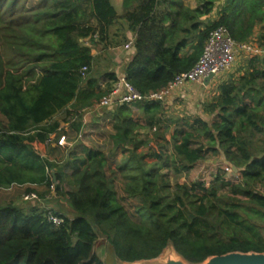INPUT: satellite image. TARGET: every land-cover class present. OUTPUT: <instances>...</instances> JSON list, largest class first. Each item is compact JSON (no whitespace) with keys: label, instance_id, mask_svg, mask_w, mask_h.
<instances>
[{"label":"trees","instance_id":"16d2710c","mask_svg":"<svg viewBox=\"0 0 264 264\" xmlns=\"http://www.w3.org/2000/svg\"><path fill=\"white\" fill-rule=\"evenodd\" d=\"M135 1L134 9L118 15L110 0H40L34 5L0 0V189L18 185L26 193L36 191L35 186L49 191V169L56 196L73 210H53L63 217L54 225L32 202L28 207L0 205V264H106L94 251L99 235L125 262L157 257L168 245L192 264L230 251L264 252V193L257 189L264 184V53L248 59L247 71L236 82L219 84L218 94L207 104L211 120H183L171 142L153 151H137L145 141L132 137L129 106L114 107L109 138L113 148L127 152L116 166L123 183L120 198L102 150L82 146L81 157L64 163L40 155L37 145L57 129L58 122L49 120L58 111L69 105L66 115L81 114L116 80L113 71L99 77L97 70L91 71L93 56L83 41L95 33L103 41L119 17L135 33L134 53L123 74L141 93L164 87L176 73L191 68L212 28L225 25L242 41L264 20V0H227L218 18L204 28L191 23L189 36L195 42L191 52L180 55L187 44V34L175 40L182 22L174 19L164 25L165 17L154 14L158 0ZM214 1L204 0L203 11L208 13ZM258 42L264 46V27ZM82 66L90 67L84 78ZM103 77L104 90L99 87ZM133 104L149 128L157 126L156 137L163 138L158 126L163 104ZM72 127L79 130L81 119ZM218 152L241 169V180L218 173L209 186L200 180L178 181L209 153ZM65 180L71 189L61 188ZM237 195L256 209L259 222L239 213L243 200Z\"/></svg>","mask_w":264,"mask_h":264},{"label":"rangeland","instance_id":"374dc122","mask_svg":"<svg viewBox=\"0 0 264 264\" xmlns=\"http://www.w3.org/2000/svg\"><path fill=\"white\" fill-rule=\"evenodd\" d=\"M226 4L227 0H222L220 4L221 8ZM220 10L221 9L218 10V14ZM261 31L262 29H260V31L258 30V35L256 34V37L254 38L259 39V33ZM256 43H258L257 40ZM246 60L248 59L236 60L231 68H229L227 71L222 72L221 74H224V78H230V72H234L232 75H235L237 69H239L243 64H246ZM96 70L97 68L91 66L92 72ZM97 72V76L99 77L102 72L100 70H97ZM99 87L104 90L106 86L102 87L99 84ZM214 95L215 87L213 89H206L200 85V82L187 83L185 87L183 86L180 90L173 93L167 99V101L164 102L162 113L159 114L161 122L158 126H161L160 129L163 132V138L156 137L155 133L157 131V126H155L156 131H151L150 129L152 126L149 128L146 124L147 118L141 116L138 108L134 104H131L129 108L131 110V117L134 122L132 137L137 140L145 141V145L139 147L137 151L140 153L143 151L149 152L157 149L158 144L162 145L166 142L170 143V136L172 135L174 129L179 125L184 124L183 120L185 119L188 122H191L194 118H196V116H201L206 120H211L212 115L210 112H208L209 110H207V104L211 102ZM99 98L95 99L90 105L81 109L80 113H83L84 116H86V125L83 129L84 131L81 134V137L77 138L76 134H74L75 129L71 130L69 136H67V138H64V143H62L61 145L66 146L68 145V143H70L69 141H73L74 146L62 148V153H58L55 160L64 163L67 156H69L68 160H70L72 158L71 156H73L74 154L77 157L81 156L82 152L80 146H88L94 149L102 150L107 159V173L109 174V176L113 177V185L115 187L117 195L120 198L124 195L122 190L123 183L122 176L119 174V171H117L116 166L122 161V158L127 154V152H122L121 148H113L109 135L114 131L112 127V124L114 122V107L110 108L107 106H96ZM59 140H63V138H60ZM253 149L256 151L255 148ZM259 149L260 148H258L257 150ZM77 161H79V158H77ZM66 172L68 173V170H66ZM161 173L169 174L170 172H167L166 169H162ZM218 173H221L227 180H241V169L234 168L230 163L227 162L223 154L221 152H218L215 154L209 153L205 159L198 161L189 170L188 173L182 174L178 178V181L190 184L200 180L205 182V186H209L212 180L215 178V175ZM169 176L172 184L174 182L173 176ZM66 179H69L68 175H66ZM60 186L63 190H69L72 188L67 180L60 183ZM35 189L36 191H34V193H36L38 196V199L36 200H25L23 198V195L26 194L25 186L14 185L8 188L0 189V205L13 202L16 205L23 206L24 203L32 202L34 204H37L40 210H44L45 207H51L54 210L52 206L55 204L54 206L58 207L59 210L61 209V211L69 214L71 212L73 213V210L68 204V201L65 198H62V196H56V191H51L50 189L49 191H44L43 187H35ZM257 189L259 190V192L264 193V184H258ZM220 192L226 193V189L220 190ZM237 196L243 200L240 203L241 206L239 208V213L244 218H248L249 220H252L254 222H259L256 209L244 201V196ZM106 244L107 243L105 237L103 235H99L94 251L101 259H107V264H128V262L118 260L115 257L114 253L111 251L110 247L106 246ZM160 255L162 257L168 255L179 257V255L176 254L171 247H167Z\"/></svg>","mask_w":264,"mask_h":264},{"label":"crops","instance_id":"0c3cea01","mask_svg":"<svg viewBox=\"0 0 264 264\" xmlns=\"http://www.w3.org/2000/svg\"><path fill=\"white\" fill-rule=\"evenodd\" d=\"M39 1L40 0H28L29 5H34L38 3ZM110 2L115 8L118 15L123 14L127 10L134 9V7L137 4L135 0H110ZM221 2L222 0H215L212 9L208 13H206L205 11H203L205 7L204 0H158V5H156L154 9V14L159 18L165 17L163 20L164 25L169 24V22L174 21V19H176L177 22H182L181 23L182 30L179 31V35L176 37L175 40L179 41L185 38V35L187 34V44L184 48H182L179 51L180 55H186L189 52H191L192 44L195 42V40H193V38L195 39V37L191 38L189 36L191 23L197 22L199 28H204L205 25L210 20L213 21L217 19L220 14V12L218 14V10L221 9V6H220ZM194 11H197V13L194 14ZM190 14H194L195 17L191 19H187L186 17L189 16ZM90 24L92 26H95L96 21L94 19H91ZM263 27H264V20L260 23L255 24L253 27V32L248 37V39L252 38L258 41V38H254V37H256L257 31L258 30L260 31V29H263ZM196 33L197 31H193L194 36L196 35ZM134 38H135V33L132 29H130V22L121 16L109 27L107 36H105L103 41H98L96 38L95 39L93 38L91 40L89 39L85 40L86 45L90 47L91 54L93 56L92 67H95L97 68V70H100L102 74H104L105 72H111V71L115 72L116 75L123 74L125 66L130 61L134 53V46H133ZM128 42H131L130 46L125 47V44H127ZM262 47L264 48L263 45ZM262 54H259L257 56H262ZM249 58L250 57L241 56L240 58H237L236 60L249 59ZM247 62L248 60H246V64H243L239 69H237L235 75H232L234 72L232 73L231 71L229 74L230 78L228 79L224 78L225 77L223 76L224 74L223 75L221 74L215 80L211 81L208 85H204L202 81L200 82V85L206 89H213L215 87V95L213 96L214 98L219 92L218 90L219 84H221L224 81H228V80L229 81L235 80L236 82L237 79L247 71L248 69ZM106 80L107 79L105 77L100 78L99 80L100 86L102 87L106 86ZM66 110H70L69 105L67 106ZM66 110L63 109V110L58 111L49 120V121H57L59 124L57 129L54 132L52 131L49 133L50 135L54 134L53 141L48 146H44L43 143L37 145L38 150L43 152L45 154V157L49 160H55L57 158L58 153H62L61 152L63 151L62 148L74 146L73 141L72 142L69 141L70 143H68V145L66 146H62L59 143L60 138H67V136H69L70 131L74 130V127H72V123L76 122L78 119H81V128L79 130L75 129V133H74L76 134L77 138H78L77 134L79 132H81L82 134L84 131L83 129L85 128V125H86V116H84V114L82 113V114L77 115V117L74 119V116L76 113L72 115L71 114L66 115V112H65ZM33 144H36V143H33ZM68 157L69 156H67L66 161L68 160ZM71 157H72L71 158L72 160L74 157H77V156L74 154ZM35 187L40 188L42 186H35ZM27 205L28 203H24V206L28 207ZM54 205L52 206L54 210H58V211L61 210V209L59 210L58 207ZM60 212H63V211H60ZM63 213L65 214V212ZM66 215H69V214H66Z\"/></svg>","mask_w":264,"mask_h":264},{"label":"built area","instance_id":"2783aa9c","mask_svg":"<svg viewBox=\"0 0 264 264\" xmlns=\"http://www.w3.org/2000/svg\"><path fill=\"white\" fill-rule=\"evenodd\" d=\"M93 37L94 39L98 38L96 33L93 34ZM83 43L86 45L85 40ZM130 44L131 42H128L125 44V47L130 46ZM262 53H264V48L256 43L254 39L236 40L232 37L229 29L225 25H218L208 32L202 53L195 64L188 70L176 73L166 86L141 93L134 88L124 74H119L116 80L111 83L109 89L101 95L96 106L113 108L124 104L130 106L135 102L145 101H159L164 104L175 91L179 90L187 83L201 82L203 78L209 74L214 75L211 79V81H213L222 72L228 70L237 58L241 56H257ZM89 69L90 67L88 66H82L80 68V74L83 78L87 75ZM76 117L77 115L75 114L74 119ZM155 129L156 127L153 125L150 130L154 131ZM77 136L80 138L81 132H79ZM53 139L54 134H49L43 142L44 146H48ZM63 141L64 138L63 140H59V143L62 144L64 143ZM39 153L41 156L45 157L43 152L39 151ZM46 170H48L49 178L52 180L49 188L51 191H54L55 180L52 177L53 171L49 169ZM23 198L25 200H36L38 196L36 193L30 192L24 194ZM43 211L45 218L52 224L59 225L63 222V217L56 215L51 207H45Z\"/></svg>","mask_w":264,"mask_h":264},{"label":"water","instance_id":"95a60500","mask_svg":"<svg viewBox=\"0 0 264 264\" xmlns=\"http://www.w3.org/2000/svg\"><path fill=\"white\" fill-rule=\"evenodd\" d=\"M213 77H214L213 74H209L208 76L203 78L202 83L204 85H208ZM52 174L54 176V172H52ZM53 179L55 180L54 177ZM105 240L107 243L106 246H108V241L107 239ZM167 247H171L172 250L174 251L171 245H168ZM102 260L107 264L106 262L107 259H102ZM128 264H192V263L186 261L180 255L179 257H175L172 255L162 257L161 255H159L154 258L128 261ZM197 264H264V252L230 251V252H226L223 254L211 255L208 258H206L204 261L197 263Z\"/></svg>","mask_w":264,"mask_h":264},{"label":"bare ground","instance_id":"6f19581e","mask_svg":"<svg viewBox=\"0 0 264 264\" xmlns=\"http://www.w3.org/2000/svg\"><path fill=\"white\" fill-rule=\"evenodd\" d=\"M172 252V251H171Z\"/></svg>","mask_w":264,"mask_h":264}]
</instances>
